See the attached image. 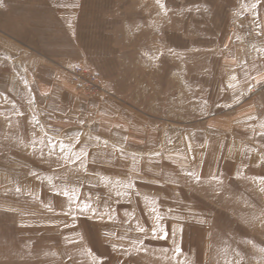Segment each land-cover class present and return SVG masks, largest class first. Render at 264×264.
Masks as SVG:
<instances>
[{
  "label": "rangeland",
  "instance_id": "374dc122",
  "mask_svg": "<svg viewBox=\"0 0 264 264\" xmlns=\"http://www.w3.org/2000/svg\"><path fill=\"white\" fill-rule=\"evenodd\" d=\"M251 8L264 0H0V264H264V92L239 88L264 54L232 45L245 14L264 41ZM30 59L70 83L99 73L153 149L48 133Z\"/></svg>",
  "mask_w": 264,
  "mask_h": 264
},
{
  "label": "crops",
  "instance_id": "0c3cea01",
  "mask_svg": "<svg viewBox=\"0 0 264 264\" xmlns=\"http://www.w3.org/2000/svg\"><path fill=\"white\" fill-rule=\"evenodd\" d=\"M251 11L257 19H264V10L251 8ZM242 70L243 67L238 65L237 71ZM25 76L36 107L44 113V128L51 135L76 141L89 137L98 141V146L112 149H153L156 137L152 128L147 127V122L129 113L109 96L98 99L79 93L67 77L58 75L52 63L30 59ZM263 80L264 72L259 68L251 76L240 80L239 88L244 91L251 82ZM226 99H232V91ZM244 106L240 109L247 105ZM228 116V111L219 113L213 115L209 122L216 125L217 121Z\"/></svg>",
  "mask_w": 264,
  "mask_h": 264
},
{
  "label": "built area",
  "instance_id": "2783aa9c",
  "mask_svg": "<svg viewBox=\"0 0 264 264\" xmlns=\"http://www.w3.org/2000/svg\"><path fill=\"white\" fill-rule=\"evenodd\" d=\"M234 35L232 45L241 49L242 55L264 54L263 35L255 28L248 14L241 15L233 21ZM71 82L76 90L89 97H100L106 94L102 78L99 73L81 65L68 69ZM264 92V81L253 83L249 88V95L256 96Z\"/></svg>",
  "mask_w": 264,
  "mask_h": 264
},
{
  "label": "bare ground",
  "instance_id": "6f19581e",
  "mask_svg": "<svg viewBox=\"0 0 264 264\" xmlns=\"http://www.w3.org/2000/svg\"><path fill=\"white\" fill-rule=\"evenodd\" d=\"M177 168H179L178 166H177ZM214 177V176H213ZM115 205V204H114ZM111 239V238H110ZM105 240V239H104Z\"/></svg>",
  "mask_w": 264,
  "mask_h": 264
}]
</instances>
